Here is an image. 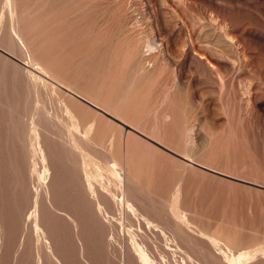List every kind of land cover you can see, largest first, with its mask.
Masks as SVG:
<instances>
[{"label": "rangeland", "instance_id": "obj_1", "mask_svg": "<svg viewBox=\"0 0 264 264\" xmlns=\"http://www.w3.org/2000/svg\"><path fill=\"white\" fill-rule=\"evenodd\" d=\"M0 264H264V0H0Z\"/></svg>", "mask_w": 264, "mask_h": 264}, {"label": "bare ground", "instance_id": "obj_2", "mask_svg": "<svg viewBox=\"0 0 264 264\" xmlns=\"http://www.w3.org/2000/svg\"><path fill=\"white\" fill-rule=\"evenodd\" d=\"M150 48V47H149ZM151 49V48H150Z\"/></svg>", "mask_w": 264, "mask_h": 264}]
</instances>
